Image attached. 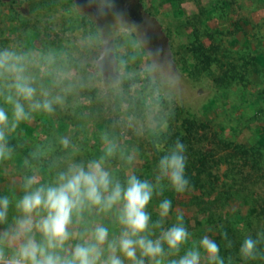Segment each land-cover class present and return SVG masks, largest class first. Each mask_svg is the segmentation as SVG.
Returning <instances> with one entry per match:
<instances>
[{
    "label": "rangeland",
    "instance_id": "rangeland-1",
    "mask_svg": "<svg viewBox=\"0 0 264 264\" xmlns=\"http://www.w3.org/2000/svg\"><path fill=\"white\" fill-rule=\"evenodd\" d=\"M128 1V11L105 21L83 0H22L17 7L0 0V52L23 56L38 99L41 91L63 99L7 133L16 140L11 158L0 160V197L13 201L9 224L25 177L53 183L69 164L86 165L112 146L105 167L115 179H154L164 154L156 146L170 148L179 138L189 164L206 159V177L184 194L166 187L149 205L152 219L159 201L171 199L165 226L183 212L193 234L186 247L209 235L233 264H264L239 256L244 237L264 231V0ZM197 46L213 59L210 66ZM10 83L0 78V107L11 121L4 102ZM240 145L253 156L232 161ZM22 149L40 165L25 163ZM98 224L119 234L115 212L95 208L84 210L74 230Z\"/></svg>",
    "mask_w": 264,
    "mask_h": 264
},
{
    "label": "clouds",
    "instance_id": "clouds-1",
    "mask_svg": "<svg viewBox=\"0 0 264 264\" xmlns=\"http://www.w3.org/2000/svg\"><path fill=\"white\" fill-rule=\"evenodd\" d=\"M24 73L23 56L8 50L0 52V78L12 81L4 94L5 104L11 106V121L8 111L0 107V160L12 156L8 132L30 120L32 113H51L55 104L63 103L61 96H51L48 91H41L38 99L37 88ZM61 143L68 147L67 139ZM156 147L164 154L155 165L154 179L134 174L123 184L115 179L105 167L106 156L113 154L112 146L105 156L86 165L69 164L56 174L53 183H41L37 175L25 177L23 195L14 203L18 215L11 224L8 213L13 201L8 196L0 197V225L9 224L0 230V264H233L232 257L222 256L221 245L209 235L186 247L193 234L185 226L183 212L176 214L171 226H165L171 199L159 201L157 219H152L149 205L166 187L177 194L190 188L185 174L186 145L177 138L170 148ZM132 159L128 157L129 163ZM86 208L114 211L119 234L99 224L75 231L74 225L83 219ZM221 236L224 247L231 249L233 242L227 232L222 231ZM262 245L264 231L255 238L245 236L239 256L245 261L264 260Z\"/></svg>",
    "mask_w": 264,
    "mask_h": 264
},
{
    "label": "trees",
    "instance_id": "trees-1",
    "mask_svg": "<svg viewBox=\"0 0 264 264\" xmlns=\"http://www.w3.org/2000/svg\"><path fill=\"white\" fill-rule=\"evenodd\" d=\"M194 50H196V52H198L200 54V56H204L205 59H200L201 62L206 65V66H210L213 62V59H211L210 56H208L205 52L204 49H202L201 47L197 46L194 47ZM248 64V63H246ZM194 123H191V127L188 129V131H193V127H194ZM7 139V143L9 147H14L16 144V140L14 138H6ZM226 146H231L228 145V143L226 144ZM228 149V147H226ZM234 155H232L230 153L229 157H231V160H233V158L238 157L240 159H245L247 160L248 156L252 155V153H250L249 150H247L245 148V146H236L234 147ZM22 152L24 154L23 159L25 161V163H34L37 166L40 165L41 162V158L38 157H33L30 153H28V151H26L25 149H22ZM206 159L203 157L202 159H199V164H201L200 166H198L197 164H193V163H188L186 164V169H185V174H186V178L189 180L190 183V188H200L201 185L203 184L204 180H205V167H206ZM47 166H40V170H47Z\"/></svg>",
    "mask_w": 264,
    "mask_h": 264
},
{
    "label": "flooded vegetation",
    "instance_id": "flooded-vegetation-1",
    "mask_svg": "<svg viewBox=\"0 0 264 264\" xmlns=\"http://www.w3.org/2000/svg\"><path fill=\"white\" fill-rule=\"evenodd\" d=\"M6 2H12L16 5H21L22 0H4ZM104 0H83V2L87 5L92 6L94 10L102 15L105 18V21H108L112 16L113 12H118L119 10L128 11L129 1L128 0H109L108 3H103ZM107 32V29L104 30V33Z\"/></svg>",
    "mask_w": 264,
    "mask_h": 264
}]
</instances>
